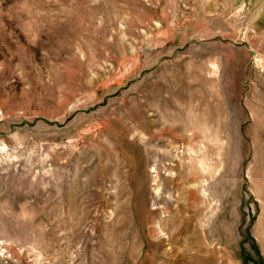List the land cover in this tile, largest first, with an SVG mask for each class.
Returning <instances> with one entry per match:
<instances>
[{
	"label": "rangeland",
	"instance_id": "374dc122",
	"mask_svg": "<svg viewBox=\"0 0 264 264\" xmlns=\"http://www.w3.org/2000/svg\"><path fill=\"white\" fill-rule=\"evenodd\" d=\"M0 264H264V0H0Z\"/></svg>",
	"mask_w": 264,
	"mask_h": 264
},
{
	"label": "bare ground",
	"instance_id": "6f19581e",
	"mask_svg": "<svg viewBox=\"0 0 264 264\" xmlns=\"http://www.w3.org/2000/svg\"><path fill=\"white\" fill-rule=\"evenodd\" d=\"M197 183L200 185V183H201V181L198 179V181H197ZM190 185V184H189ZM181 187H183L184 188V186H181ZM212 187V186H211ZM195 189H196V186L195 187H191V185H190V187H186V190L188 191V192H190L191 194L195 191ZM181 190V189H180ZM194 190V191H193ZM182 191V190H181ZM186 194V193H185ZM180 199H181V197H180ZM181 205V204H180ZM185 207V206H184Z\"/></svg>",
	"mask_w": 264,
	"mask_h": 264
}]
</instances>
